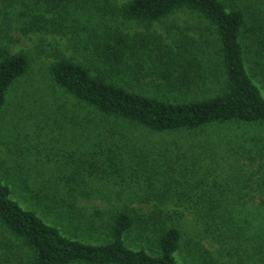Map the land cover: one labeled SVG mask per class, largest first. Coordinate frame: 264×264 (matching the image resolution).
Instances as JSON below:
<instances>
[{
    "label": "trees",
    "instance_id": "1",
    "mask_svg": "<svg viewBox=\"0 0 264 264\" xmlns=\"http://www.w3.org/2000/svg\"><path fill=\"white\" fill-rule=\"evenodd\" d=\"M250 1L246 12L235 0H0V108L8 89L33 62L25 50L10 48L17 36L33 34L37 56L50 58L52 84L74 98L76 109L89 111L93 126H106L108 149L104 162L92 159L85 181L76 186L62 181L67 195L61 203L71 204L68 216L89 223L105 213L106 222L92 229L98 235L94 241L65 235L34 209L23 207L0 180V264H264V129L257 126L264 124V0ZM179 10L214 28L218 61L209 52L212 45L196 51L178 46L173 51L170 44L168 51L153 49L149 30L133 35L126 30ZM135 35L140 36L136 41ZM57 37L65 39L63 48ZM138 46L153 51L148 55L151 65L137 57ZM95 64L103 70L95 71ZM154 72L163 78L162 86L195 88L197 94L179 100L148 94L142 78ZM220 75L218 92L202 96L209 81L213 84ZM232 122L260 133L234 141L237 147L225 152L226 159H235L229 162L232 169L226 167L230 171L217 172L212 163L201 175L204 188L199 182L186 187L184 161H213L215 150L204 144L217 143L200 139L180 150L172 136L212 133ZM155 134L156 143L143 141ZM131 143L147 146L152 158L130 156L123 147ZM190 146H198L197 158ZM143 168L147 174L138 175ZM115 186L119 189L112 193ZM104 187L107 194L97 191ZM92 200L108 205L85 204ZM145 201L153 202L148 211L134 206ZM239 205L249 209L238 211ZM184 213L198 226L191 234L176 225ZM133 231L137 244L128 241ZM147 236L152 238L145 240ZM152 239L151 247L145 245Z\"/></svg>",
    "mask_w": 264,
    "mask_h": 264
},
{
    "label": "rangeland",
    "instance_id": "2",
    "mask_svg": "<svg viewBox=\"0 0 264 264\" xmlns=\"http://www.w3.org/2000/svg\"><path fill=\"white\" fill-rule=\"evenodd\" d=\"M235 2L242 5L246 12L251 9L252 3L250 0H235ZM126 30L132 35L135 31L142 33L149 30V33L152 34V43H149V45L153 49L167 50V45L170 44L173 51L177 50V46L182 49L196 51L201 45H212L213 47L211 46L209 51L211 57L214 61L216 59L218 61L220 57L217 53L219 44L214 28L187 10L176 11L168 17L147 26L133 23ZM17 37L18 41L14 42L10 49L12 51L25 50L31 55L33 62L27 73L8 89L5 102L0 108V180L10 187L12 196L23 207L34 209L46 221L57 226L65 235L94 241L93 238L98 235L94 234L92 229L106 222L105 213H98L89 223L79 221V219L75 220L74 216H68L67 212L71 204L69 202L67 204L61 203L63 196L67 195L62 188V181L71 186H76L80 181H85L88 178L87 170L93 158L97 160L98 164L105 161L104 155L108 153L104 136L106 126L101 123H99V126H93L89 111L81 106L76 109L74 98L64 94L62 90L57 89L52 84L47 67L50 58L37 56L35 35ZM139 37L135 35L134 40L136 41ZM57 39L58 46L63 48L66 42L65 39L59 37ZM156 40L159 42L157 47H155ZM136 50L138 51L137 57H142L146 65H151L148 55H152L153 51H143L146 48L142 46H138ZM92 68L95 71L99 68L103 70L101 64H95ZM143 77H145L142 78L144 83L150 84L143 83L142 87L148 94L157 95L160 98L179 100L197 94L195 88L178 91L175 88L162 86L163 78L157 76L155 72L148 76L143 75ZM221 79L220 75L217 81L216 78L212 79L213 84H210L211 81H209V88L202 96H209L218 92L222 85ZM154 83L159 87H154ZM262 84L264 85L263 82ZM257 126L264 129V124H258ZM132 128L130 127V129ZM251 128L254 127L232 122L225 125L220 124L218 128H214L212 133L203 132L197 133L198 135H187V132V134L173 135L172 138L181 145L180 150L186 144L192 145L199 142L200 139L203 143L211 141L217 143V146L204 144L210 151L215 150L213 161L208 160L207 164H204L203 161L196 163L197 159L192 158H187L184 161L182 173L185 175L183 181L186 187H191L192 184L195 185L197 182L200 184L204 176H201L204 173V168L212 163H214L216 171L223 173L230 171L226 167L232 169L234 164L229 162L235 163V159L232 156L226 159L227 153L225 152L231 153V150L233 151L237 147L234 141H243L242 139H249L251 136L260 133L259 129ZM133 129L135 132L139 130L136 127ZM143 133L146 134V132ZM158 138L159 136L156 134L145 135L143 141L145 143L148 141V143H156ZM166 144L164 143L161 146ZM243 145L248 146L247 143H243ZM123 148L130 156H136L138 160L145 159L147 161L152 158L147 153V146L131 143ZM189 150L191 155L197 158L199 154L198 146H190ZM116 153L109 152L110 155H116ZM137 173L138 175L141 173L147 174L145 168L138 169ZM213 182L214 179L209 181L207 185L211 187ZM100 186L103 185L100 184ZM204 187L205 185L202 182L200 189ZM118 189V186H115L110 188V191L115 193ZM97 191L103 194L109 192L105 187L98 188ZM88 192L92 194L90 189H88ZM152 203L145 201L134 206L141 208L143 211H148L152 208ZM85 204L100 207L108 205L101 200H92ZM171 207H174V205ZM247 209H249L248 205L237 207L238 211ZM182 217L181 223L176 225L182 230L183 234H191L195 228L198 229L190 215L184 213ZM137 237L136 232L133 231L128 237V241L137 244ZM149 238L152 237L147 236L144 239ZM153 240L145 243V245L151 247ZM202 241L205 247H209L205 238Z\"/></svg>",
    "mask_w": 264,
    "mask_h": 264
}]
</instances>
